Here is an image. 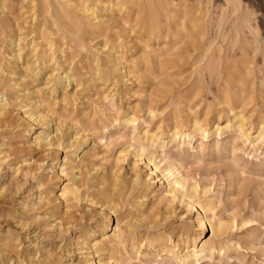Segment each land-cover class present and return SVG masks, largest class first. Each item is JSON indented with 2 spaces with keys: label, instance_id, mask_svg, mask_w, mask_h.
<instances>
[{
  "label": "rangeland",
  "instance_id": "374dc122",
  "mask_svg": "<svg viewBox=\"0 0 264 264\" xmlns=\"http://www.w3.org/2000/svg\"><path fill=\"white\" fill-rule=\"evenodd\" d=\"M43 1L37 0L31 10L29 0H0L5 6L0 9V59L4 60L11 39L26 36L23 59L13 70L14 81L24 91L8 107L6 126L0 123V264H183L177 261L183 253L180 248L191 249L200 241L212 246V253L185 264H264V160L236 129L215 131V125L243 113V128L253 137L264 121V97L256 92L239 102L224 96L225 89L240 85L226 72H203L196 81L195 75L190 76L195 57H180L185 44L180 22L164 16L178 0H123L124 8L109 7L100 23L79 19L62 0H51V6ZM187 2L207 20L208 28L196 40L199 49L193 54L209 49L215 58L234 60L239 44H233L232 4ZM241 4L257 10L252 18L264 39L260 28L264 0H241ZM148 14H160L154 34L130 29ZM48 40L50 50L45 49ZM105 42L118 55L117 64L104 57ZM34 44L37 54L45 51L44 59L29 53ZM249 56L253 64L261 65L258 52L250 50ZM27 65L32 73L25 70ZM66 71L72 73L70 80L53 89L48 73L63 76ZM244 83L264 89V73H253ZM24 112L34 114L33 130L23 119ZM194 121L206 127L207 139L197 134L182 145L170 139V133L187 132ZM44 129L54 144L60 143L49 156L33 144ZM151 135H155L152 141ZM141 147L147 152L141 154ZM75 155L80 170L75 177L74 172L64 176L62 159ZM169 164L183 174L182 191L186 198L194 196L193 205L184 197H170ZM153 166L157 169L149 175ZM135 174L139 182L134 181ZM71 181L79 186L80 203L70 206L57 197L61 186ZM104 204H109L111 213L103 221L99 211ZM160 249L166 253L161 255Z\"/></svg>",
  "mask_w": 264,
  "mask_h": 264
},
{
  "label": "bare ground",
  "instance_id": "6f19581e",
  "mask_svg": "<svg viewBox=\"0 0 264 264\" xmlns=\"http://www.w3.org/2000/svg\"><path fill=\"white\" fill-rule=\"evenodd\" d=\"M37 0H29V6L31 10L36 9V2ZM55 1V0H54ZM63 5L68 11L76 13L79 17V19L86 20L89 23H93L97 21L100 23V21L103 20L102 13L105 11H108L109 7H116L118 11H120L122 8H124V2L123 0H62ZM171 1V0H170ZM230 2L233 6V10L236 13V25L233 30L234 33V41L233 44H239L238 48V56L234 60H230V57L227 58H215L213 55V52H209V49H205L202 52L198 54H193L196 50L199 49L198 43L196 40L200 41L202 37H204L206 33L207 26V20L203 18V16L199 17L197 14V10L194 8V5L192 3L187 2V0H178L177 3L173 2L171 5L172 9L166 10L164 13V16H167L168 19L177 20L180 22V28L183 33V42L185 43L181 50L183 49V53L180 55L184 60L189 59L190 57H195L192 62V69H191V75H195V81L198 80L203 72H226L227 76L230 77H237V80L235 82H239L240 85L237 88L234 89H225L224 96L228 97L231 100L235 101H245L248 98H252L256 92H259L260 98L264 97V89L259 88V90H256L253 83L250 84L249 87L245 86V81L249 76H251L253 73H264V39L260 36L259 27L256 23V21H253L252 16L255 15L254 10H247L246 8H243L241 4V0H227ZM46 6H51V0H44L43 1ZM13 3V2H12ZM127 3V2H126ZM226 4V3H225ZM106 5V7H105ZM11 6V5H10ZM9 7V6H8ZM258 8V7H257ZM0 9L4 10L5 6L4 4H0ZM22 9V8H21ZM10 10V9H9ZM154 10V9H153ZM29 11V10H28ZM34 12L31 14L32 19H34ZM28 13V12H27ZM49 13V12H48ZM25 14V13H23ZM29 14V13H28ZM105 14V13H103ZM1 16V15H0ZM15 16V15H14ZM30 16V15H29ZM17 17V16H16ZM36 17V16H35ZM16 19V18H15ZM25 19V18H24ZM3 20V19H2ZM31 20V19H29ZM113 20V19H112ZM33 21V20H31ZM166 21V20H165ZM55 22V21H54ZM5 23V22H4ZM24 23V22H23ZM36 23V22H35ZM27 24V23H26ZM25 24V25H26ZM161 21H160V14L158 15H150L141 20L140 22L136 23L133 28L136 27L139 32H146L148 34H154V30H157L160 27ZM111 25V24H110ZM130 25V24H129ZM52 26V25H51ZM125 27V26H124ZM220 27V26H219ZM11 28V27H10ZM34 28V27H33ZM62 28V27H61ZM106 28V27H105ZM260 28L262 29V36H263V29H264V14H261L260 17ZM22 29V28H20ZM165 29V28H164ZM66 30V29H64ZM192 30H196L195 34H192ZM106 31V30H105ZM164 31V30H163ZM170 31V30H169ZM129 32V31H128ZM136 32V31H135ZM165 32V31H164ZM4 33V32H3ZM121 33V32H120ZM6 34V33H5ZM28 34V33H27ZM30 34V33H29ZM75 34V33H74ZM108 34V33H107ZM161 33H159L160 35ZM7 35V34H6ZM41 35V32H40ZM44 35V34H43ZM58 35V34H57ZM81 35V34H80ZM127 35V33H126ZM172 35V34H171ZM75 36V35H74ZM108 36V35H107ZM153 36V35H152ZM155 36V35H154ZM153 36V38H154ZM248 36H251V40L248 39ZM9 37V36H8ZM7 37V38H8ZM84 37V36H83ZM86 37V36H85ZM122 37V36H121ZM127 37V36H126ZM134 37V36H133ZM26 36H22L19 34L17 37L11 39L8 43V49L4 51V60L0 59V123L4 124L6 126V122L9 119V113H8V107L11 105L12 101H15V99L20 97V93L24 91L20 90L18 84L16 81H14V72L15 67H17V64L19 61L23 59L24 56V50L25 46L23 45V41L25 40ZM39 38V37H38ZM81 38V37H80ZM87 38V37H86ZM89 38V37H88ZM177 38V37H176ZM6 39V37H5ZM41 39V36H40ZM167 39V38H166ZM195 39V41H193ZM39 40V39H38ZM120 40V39H119ZM41 41V40H40ZM39 41V42H40ZM124 41V40H123ZM139 41V40H137ZM89 42V41H88ZM145 42V41H144ZM174 42V41H173ZM176 42V41H175ZM7 43V42H6ZM31 43V42H30ZM28 45H31V44ZM33 43V42H32ZM50 43L51 41H46V47L45 49L50 50ZM101 43V42H100ZM115 43V42H114ZM113 43V44H114ZM38 45V44H37ZM121 45V44H120ZM146 45V44H145ZM95 46V45H94ZM117 46V45H116ZM172 46V45H171ZM181 46V45H180ZM100 47V45H99ZM173 47V46H172ZM84 48V47H83ZM101 49L103 52H105V56L109 59H111L114 63L115 61L119 60V57L116 52L113 50L112 47H110V44L108 42H105ZM173 49V48H172ZM99 50V49H97ZM179 50V49H178ZM180 50V52H181ZM250 50L254 51L255 53L258 52L261 58V65L257 66L256 64H253V61L251 60L249 54ZM3 52V49L0 46V52ZM117 51V49H116ZM36 45L30 46L29 53H36ZM121 52V50H120ZM170 52V51H169ZM223 52V51H222ZM89 53V52H88ZM28 54V55H30ZM37 54V53H36ZM3 56V57H4ZM78 56V55H77ZM130 56V55H129ZM37 57L39 59H44L45 57V51H41L39 54H37ZM103 57V58H104ZM149 56H146V58ZM154 57V56H153ZM128 58V57H127ZM84 59V58H83ZM34 60V59H33ZM106 60V59H105ZM127 60V59H126ZM45 61H51V59L45 60ZM55 62V60H54ZM26 63V62H25ZM44 62H42L43 64ZM56 63V62H55ZM123 63V62H122ZM59 64V63H58ZM117 64V63H116ZM60 65V64H59ZM223 65V66H222ZM56 66V65H55ZM222 66V67H221ZM121 67V66H120ZM41 68V66H40ZM56 68V67H55ZM119 68V67H118ZM67 69V68H66ZM122 69V68H121ZM183 69V68H182ZM14 70V72H13ZM25 70L29 73H32L33 70L30 69L29 65L25 67ZM53 70V69H52ZM70 70V69H69ZM24 71V70H23ZM36 72V71H35ZM39 71H37L35 74H37ZM72 74V73H71ZM71 74L67 71L64 72V75L61 76L58 72H50L47 75L48 83H52L54 85L53 89L59 88L61 81H69L71 78ZM13 76V77H12ZM34 76V75H33ZM79 76V75H78ZM16 77V75H15ZM36 77V76H35ZM34 77V78H35ZM99 77V76H98ZM254 77V76H253ZM72 80V79H71ZM233 82V80H232ZM234 84V83H233ZM232 84V85H233ZM194 85V83H193ZM44 86V85H43ZM46 87V86H45ZM64 87V86H63ZM61 88V87H60ZM32 101V97H30ZM37 99V98H35ZM27 100V99H26ZM27 102V101H26ZM33 103V102H32ZM28 105V104H27ZM36 106L38 104L35 102ZM32 105V106H34ZM255 105V104H253ZM25 106V105H24ZM40 107V106H39ZM16 108V107H15ZM22 108V106L20 107ZM48 108V107H47ZM46 109V108H45ZM21 110V109H20ZM49 110V109H48ZM44 111V110H43ZM217 111V110H216ZM231 111V110H230ZM50 112V111H49ZM260 112V111H259ZM40 113V112H39ZM42 113V112H41ZM51 113V112H50ZM49 113V114H50ZM16 114V113H15ZM23 114V113H22ZM152 114V112H151ZM196 114V113H195ZM243 114V113H242ZM242 114H235L232 115L233 117L231 119L226 120L222 126L215 125V131L219 134L223 132H230L232 129H236L241 137L244 138L245 142L248 144V148L252 150L253 152H258L262 159L264 160V121L257 122V129L255 130V135L253 137H250V130H246L243 128V124L246 121L244 116ZM23 119L26 120L28 123H30V129L33 130V122H35L36 118L32 112H24ZM245 115V113H244ZM22 116V115H21ZM21 119V118H20ZM19 119V120H20ZM53 119V118H52ZM45 120V119H43ZM208 120V119H207ZM220 120V119H219ZM47 121V120H46ZM51 121V120H50ZM54 122V121H53ZM42 124V123H41ZM45 124V123H44ZM47 124V123H46ZM217 124V123H216ZM35 125V124H34ZM48 125V124H47ZM62 125V124H61ZM247 125V124H246ZM4 126L2 128H4ZM211 126V125H210ZM212 126H214L212 124ZM45 127V126H44ZM43 127V128H44ZM175 127V126H174ZM40 128V127H39ZM47 128V127H46ZM52 127H50L51 129ZM176 128V127H175ZM247 128V127H246ZM209 129V128H208ZM253 129V128H252ZM49 130V129H48ZM56 130V129H55ZM187 130V129H186ZM25 131V130H24ZM169 131H172L169 130ZM168 131V133H169ZM16 132V131H15ZM147 132V131H146ZM5 133V132H4ZM53 133V132H51ZM148 133V132H147ZM10 134V133H9ZM25 134L27 137L29 136L30 132L26 131ZM35 133L31 136H33ZM199 135L201 140L207 139L209 136V133L204 125H201L199 121H194L192 124V127L188 129L187 132L180 131V130H174L172 133H170V139L173 142H176L177 144H184L188 143L189 139H193L196 135ZM253 134V133H252ZM8 135V134H7ZM6 135V136H7ZM13 135V134H12ZM42 135L44 137H42ZM167 135V134H166ZM20 136V135H19ZM54 136V134H53ZM157 136V135H156ZM26 137V136H25ZM155 138V135H151V141ZM185 138L188 140L186 141ZM251 138V139H250ZM76 139V138H75ZM27 140V139H26ZM63 140V139H62ZM61 140V141H62ZM137 140V139H136ZM158 140V138H156ZM170 140V141H171ZM60 141V142H61ZM66 141V140H65ZM11 142V141H10ZM30 143V142H29ZM53 137L50 136V132H47V129L42 130L38 133L37 136L34 137L33 144L39 148L42 149L41 151L46 154V156H49L52 154V152L58 151L60 143L54 144ZM14 145V144H13ZM10 146V144H9ZM12 146V145H11ZM193 147V146H192ZM32 148V146H31ZM79 148V147H78ZM195 148V147H193ZM27 149V148H26ZM21 150V149H20ZM71 150V149H70ZM140 153L144 154L147 152V149L145 147H141ZM18 151V150H17ZM72 151V150H71ZM79 151V150H78ZM41 153V152H40ZM68 153V152H67ZM139 153V151H138ZM59 154V153H58ZM125 154V153H123ZM85 155V153H84ZM54 156V155H53ZM86 156V155H85ZM29 157V155H28ZM60 157V156H59ZM27 158V157H26ZM31 158V157H30ZM79 158V155H78ZM91 158V156H90ZM120 158V156H119ZM165 158V157H164ZM142 159V157H141ZM2 160V159H1ZM0 160V161H1ZM58 161V157L56 158ZM34 161V160H33ZM43 161V160H42ZM45 161V160H44ZM64 161V168L61 167L60 173L66 176L68 173H73V177L76 176V172L80 170V166L78 164L77 155H75L74 159H71L69 157H64L62 159ZM40 162V161H39ZM61 162V160H60ZM37 163V161H36ZM19 164V163H18ZM22 164V163H21ZM24 164V163H23ZM61 164V163H60ZM59 164V165H60ZM37 165V164H36ZM56 165V164H55ZM155 165V164H154ZM15 166V165H14ZM26 166V165H25ZM61 166V165H60ZM19 167V166H18ZM29 167V166H28ZM46 167V166H45ZM49 167V166H48ZM96 167V166H95ZM85 168V167H84ZM114 168V167H113ZM47 169V168H46ZM82 169V167H81ZM157 169L156 166H153L152 171L149 170L151 175L154 173V171ZM167 169V168H166ZM17 170V169H16ZM26 170V169H25ZM34 170V169H33ZM40 170V169H39ZM159 170V169H158ZM21 171V170H20ZM92 171V170H91ZM23 172V170H22ZM28 173V172H27ZM159 173V172H158ZM70 176V178L72 177ZM105 176V175H104ZM36 177V176H35ZM167 177L170 180V188L168 190V193L171 195L170 197H174L175 195H178L180 199L186 198L185 191H182L185 189V178L183 174L180 172L179 168L174 164H169L167 169ZM98 178V177H97ZM96 178V179H97ZM109 178V177H108ZM80 179V178H79ZM66 180V179H65ZM106 180V179H105ZM104 180V181H105ZM141 179L139 175H134V181L139 182ZM80 181V180H79ZM154 181V180H153ZM160 181V179H159ZM101 182V181H100ZM77 183V182H76ZM74 181L67 182L63 184L60 188V192L58 194V199L62 200L63 202L68 203L70 206L75 203L77 204L79 202V186ZM79 183V182H78ZM113 183V182H112ZM135 185V184H134ZM38 186V184H37ZM99 186V185H98ZM94 187V186H93ZM96 188V187H95ZM90 190L89 188H87ZM86 189V191H87ZM2 190V189H1ZM3 192V191H2ZM89 192V191H88ZM165 193V192H164ZM196 193V192H195ZM125 196V195H124ZM40 197V196H39ZM169 197V196H168ZM184 197V198H183ZM95 198V197H94ZM175 198V197H174ZM177 198V197H176ZM92 199V198H91ZM171 199V198H170ZM187 204L193 205L194 204V196L190 195L188 198H186ZM182 201V200H181ZM90 202V201H89ZM92 202V201H91ZM184 202V201H183ZM80 203V202H79ZM78 203V204H79ZM111 203V202H110ZM92 204V203H91ZM95 204V203H94ZM186 204V205H187ZM91 206V205H90ZM80 207V206H79ZM63 208V207H62ZM66 208V207H65ZM194 208V207H193ZM209 208V206H208ZM64 209V208H63ZM70 209V208H69ZM66 209V210H69ZM75 209V208H74ZM197 209V208H196ZM99 211V210H98ZM101 213V218L104 220L109 219V213H111V209L109 207V204L105 205L100 209L99 211ZM77 213V211H76ZM198 214V213H197ZM91 215V214H90ZM200 215V214H199ZM198 215V216H199ZM202 216V215H201ZM50 217V215H49ZM75 216L72 215L70 218H74ZM81 219V218H80ZM89 219V216H88ZM59 220V219H58ZM57 221V220H56ZM55 221V222H56ZM60 221V220H59ZM58 221V223H59ZM81 221V220H80ZM110 221V220H109ZM201 224L200 227L202 229H205L206 227V219L205 216L200 219ZM102 222V221H101ZM235 220H232V223H235ZM249 221H246L245 224H248ZM244 224V222H243ZM242 224V225H243ZM108 225V224H107ZM150 225V223H149ZM109 226V225H108ZM229 226V225H228ZM58 227V226H57ZM63 227V226H62ZM211 231L213 233L212 226ZM116 228V227H115ZM81 234V233H80ZM94 234V233H93ZM92 234V235H93ZM204 237V236H203ZM202 237V238H203ZM215 237V236H214ZM193 238V237H192ZM91 242V241H90ZM93 242V241H92ZM98 244V243H97ZM154 247H157L158 244L156 242L151 243ZM195 244V243H194ZM88 246V245H87ZM104 246V245H102ZM176 246H178L176 244ZM105 247V246H104ZM179 247V246H178ZM158 248V247H157ZM180 249H182V254L177 258L178 262H182L185 264L187 261H189L191 258L197 259H203L208 258L210 254L212 253V246H208L205 242L200 241V244L198 246L193 245L191 249H189L186 245L182 246ZM96 250V249H95ZM184 250V251H183ZM161 255L165 254L164 250H159ZM93 252V251H92ZM94 253V252H93ZM90 256V255H89ZM95 259V258H94ZM23 261V260H22ZM21 262V261H20ZM98 264H102L101 261H96ZM109 262V261H108ZM112 262V261H111ZM89 264H96L94 261H90Z\"/></svg>",
  "mask_w": 264,
  "mask_h": 264
}]
</instances>
